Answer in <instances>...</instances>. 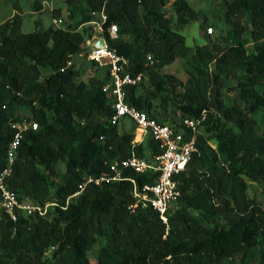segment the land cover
Here are the masks:
<instances>
[{"label":"trees","instance_id":"1","mask_svg":"<svg viewBox=\"0 0 264 264\" xmlns=\"http://www.w3.org/2000/svg\"><path fill=\"white\" fill-rule=\"evenodd\" d=\"M43 1L34 2L36 11ZM64 3L71 18L80 12L79 24L87 27L72 28L70 18L64 27L36 23L23 33L18 14L0 22V170L11 124L20 119L17 108L25 107L38 129L24 134L7 185L21 204H54L44 215L18 211L15 223L0 209V264H226L244 262L256 247L264 264V204L246 197L243 179L264 188V131L252 116L264 108V0H221L232 38L209 40L191 58L176 27L196 18L185 0L170 9L169 0ZM103 4L104 25L118 29L108 46L129 61L133 76L144 75L124 88L125 102L176 132L183 131L182 118L206 112L197 152L177 177L181 196L166 224L149 207L130 208L133 187L153 183L156 175L125 169L123 180L113 181L110 172L112 164L132 156L151 160L160 153L156 142L148 136L133 143L134 128L119 132L110 123V99L101 89L107 71L103 80L84 82L67 65L92 36L90 12ZM177 59L185 61V83L161 72ZM225 92L232 93L231 103ZM152 99L174 104L180 120L153 113ZM58 163L65 166L62 177ZM88 176L93 181L74 196Z\"/></svg>","mask_w":264,"mask_h":264},{"label":"built area","instance_id":"2","mask_svg":"<svg viewBox=\"0 0 264 264\" xmlns=\"http://www.w3.org/2000/svg\"><path fill=\"white\" fill-rule=\"evenodd\" d=\"M174 1L169 0L171 3ZM90 16L92 20L89 22V26L92 36L85 41L82 51L88 60L100 65L104 64L107 68L108 80L101 89L110 99L112 109L110 123L115 125L123 119H129L134 123L133 143H140L149 136L156 142L160 152L151 160L132 156L120 160L117 164H112L110 166V172L113 174L111 180H123L122 171L125 169H131L136 174L156 175L153 183L144 184L140 188L133 187L132 195L135 204L130 208H134L137 204L149 207L157 212L162 222L166 224L168 210L181 196L177 177L189 163L192 155L197 152L196 136L199 127L206 118V112L202 111L196 118H182L180 123L183 131L176 132L168 125H162L156 119L128 105L125 102L124 88L136 85L144 75L138 73L133 76L128 70L129 61L108 46V40L117 39L118 29L114 24L104 25L108 19L105 4L99 11H91ZM60 23L59 19L52 20L55 27H59ZM206 32L211 34L212 28L208 27ZM99 39H103V46L96 47ZM146 61L149 65L153 64L150 56L146 57ZM70 64L68 62L67 65L70 66ZM1 108L5 109V105H2ZM11 128L13 135L6 151L5 166L0 170V208L15 223L18 211L29 215L36 210L40 215H44L47 207L54 204H47L42 208L21 204L15 192L8 187L7 181L11 176L12 166L24 134L28 131H36L38 123L32 118L24 116L12 123ZM135 139L138 140L135 141ZM103 180L104 177H100L94 182L99 185ZM92 181L91 176L86 177L84 182L78 185V192L74 196L83 191L86 184ZM131 182L134 184V180L131 179Z\"/></svg>","mask_w":264,"mask_h":264},{"label":"rangeland","instance_id":"3","mask_svg":"<svg viewBox=\"0 0 264 264\" xmlns=\"http://www.w3.org/2000/svg\"><path fill=\"white\" fill-rule=\"evenodd\" d=\"M36 0H0V22L7 20L14 15L18 14L21 18V31L23 33H29L35 30L36 23L40 24V28L46 29L53 25L52 20L59 19L61 23L59 27L66 26L65 20L71 18L68 6L64 3V0H45L41 3L42 9L36 11L34 2ZM188 6L196 12V18L193 21H189L184 25L176 26L179 32L185 36V44L190 48L188 58L194 53V49L197 46H202L209 40L212 41H224L225 39L232 38L231 27L227 26L224 22L223 11L221 6V0H185ZM85 6V5H84ZM171 2L167 3L166 9H170ZM53 9H59L58 16L52 15ZM80 12L75 14V17L71 18L70 23L72 28L83 30L86 26L80 25ZM212 28V33L207 34L206 29ZM83 51L74 55L70 60V66H74L80 72V79L84 82L90 77H94L99 80H103L107 68L104 64L94 63L83 55ZM163 73H168L175 76L177 79L185 83L188 79L186 73V65L183 59L175 60L171 65L161 70ZM229 82L233 85V80L229 79ZM232 93L225 92L224 100L226 103H231ZM152 112L157 113L160 117L166 115H172L176 121L180 120L178 109L174 104L162 103L160 99H152ZM176 112V113H175ZM17 115L24 117L29 115V110L25 107L17 108ZM253 118L259 124L260 131H264V108H261L253 115ZM119 132H129L134 128V123L129 119H123L120 123L115 124ZM203 134V130H200ZM136 141V140H135ZM144 141V139H143ZM210 144L214 147L213 141ZM56 174L62 177L65 173V166L63 163L55 165ZM246 184L245 195L248 199L256 200L264 204V188L257 182H252L246 178H243ZM1 209V208H0ZM173 207L172 210H174ZM52 210V205L47 207V212ZM26 215V213H24ZM99 244L95 246L97 248ZM259 248H252L245 256L244 262L240 261V258L229 260L226 264H262L259 262ZM49 252L46 253V261H49Z\"/></svg>","mask_w":264,"mask_h":264},{"label":"water","instance_id":"4","mask_svg":"<svg viewBox=\"0 0 264 264\" xmlns=\"http://www.w3.org/2000/svg\"><path fill=\"white\" fill-rule=\"evenodd\" d=\"M103 46V39H99L98 42L96 43V47Z\"/></svg>","mask_w":264,"mask_h":264},{"label":"bare ground","instance_id":"5","mask_svg":"<svg viewBox=\"0 0 264 264\" xmlns=\"http://www.w3.org/2000/svg\"><path fill=\"white\" fill-rule=\"evenodd\" d=\"M136 141L138 140V139H135Z\"/></svg>","mask_w":264,"mask_h":264}]
</instances>
